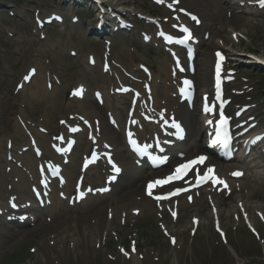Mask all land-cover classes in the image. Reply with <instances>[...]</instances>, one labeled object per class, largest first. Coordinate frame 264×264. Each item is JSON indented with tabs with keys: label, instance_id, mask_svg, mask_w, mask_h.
Wrapping results in <instances>:
<instances>
[{
	"label": "snow or ice",
	"instance_id": "6c2138e0",
	"mask_svg": "<svg viewBox=\"0 0 264 264\" xmlns=\"http://www.w3.org/2000/svg\"><path fill=\"white\" fill-rule=\"evenodd\" d=\"M157 3H162L163 0H156ZM259 4L260 7L264 8V0H259ZM193 20H196V17H192ZM198 22V21H197ZM181 31L185 33L184 36V40H189L191 39V33L187 28H181ZM161 35H163L161 33ZM147 39V37H146ZM171 39V38H168ZM181 43H183V41H181ZM217 64H216V95H217V99L220 98L221 95V90H220V69H221V61L224 59V57L220 54L217 53ZM25 79L27 80L28 77L26 76ZM186 84L188 83L187 81L185 82ZM82 93V89L81 90H77L75 92H73V95L79 96ZM223 107V104H221V108ZM204 111L205 113H209L212 111L211 108H209L207 105H205L204 107ZM209 123H212V121H209ZM176 131H177V135L178 138H182V129L180 128V126L178 124H175V122H173L172 125ZM227 119L225 118V116L223 115V113L221 112L220 117H219V121L217 123V127H216V135L215 138L212 140V143L214 145H219V147H221L222 149L228 150L230 149V144H231V136L228 133L227 130ZM259 139V137L257 138ZM129 142L132 143L133 145H135V141L132 139V134L129 133ZM253 143L255 141H252ZM163 160H166L167 158H162ZM207 157L205 156H199L197 158H194L192 160H189L186 163L180 164L179 166H177L174 170V172L169 175L168 177L164 178V179H160V180H156L154 182H150L148 184V195L152 196V189L155 186H164L167 183L172 182L173 180H179L182 179L185 175H187V173L190 170H193L194 166L196 165H203L204 162L206 161ZM116 172H119L118 168H115V166H113ZM232 175L234 177H239L240 175H242V173L240 172H234L232 173ZM209 180H211L212 184L215 186L217 184L219 185H223L225 188H227V184L225 181L219 179L216 175H215V170L211 167H208L205 171H202L201 173H198L196 176V184L200 185L202 183H206ZM186 189H182V188H177L175 191L170 192L168 194V196H175L177 194H179L181 191H185ZM168 196H153V199H155L157 202L167 199ZM189 200H191V197H189ZM175 213H173V218H175ZM194 223H196V221H193ZM219 231V228L217 229ZM221 235H223V233H221ZM173 243H175V240L173 239L172 241Z\"/></svg>",
	"mask_w": 264,
	"mask_h": 264
},
{
	"label": "bare ground",
	"instance_id": "6f19581e",
	"mask_svg": "<svg viewBox=\"0 0 264 264\" xmlns=\"http://www.w3.org/2000/svg\"><path fill=\"white\" fill-rule=\"evenodd\" d=\"M57 203H58V202H57ZM58 209H59V207L56 208V210H58ZM56 210H55V211H56Z\"/></svg>",
	"mask_w": 264,
	"mask_h": 264
}]
</instances>
